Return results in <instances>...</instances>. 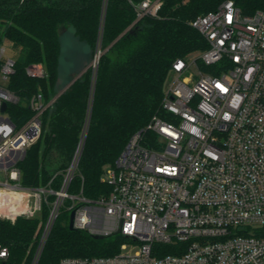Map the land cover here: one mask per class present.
<instances>
[{
    "label": "built area",
    "instance_id": "built-area-1",
    "mask_svg": "<svg viewBox=\"0 0 264 264\" xmlns=\"http://www.w3.org/2000/svg\"><path fill=\"white\" fill-rule=\"evenodd\" d=\"M130 3L135 22L156 17L162 0ZM190 25L207 47L172 62L160 111L104 168L111 189L99 198L67 191L85 131L57 190L21 184L18 162L38 139L40 115L53 99L44 103L34 93L32 115L15 126L1 105L18 101L7 86L16 62L0 39V218L39 216L48 206L30 264L62 209L73 212L74 229L118 233L123 241L112 255L57 264H264V8L243 13L224 0ZM26 72L45 75L41 64ZM8 255L0 242V264Z\"/></svg>",
    "mask_w": 264,
    "mask_h": 264
},
{
    "label": "trees",
    "instance_id": "trees-1",
    "mask_svg": "<svg viewBox=\"0 0 264 264\" xmlns=\"http://www.w3.org/2000/svg\"><path fill=\"white\" fill-rule=\"evenodd\" d=\"M130 1L140 0H0V39L9 43L16 62L7 86L18 97L8 103L6 114L20 126L32 115L28 100L34 93L40 92L44 103L54 98L40 115L38 139L18 162L21 184L57 190L85 131L67 191L87 198L107 195L111 187L102 181L103 170L114 164L130 136L160 111L172 62L207 47L190 21L224 0H162L156 17L135 22ZM233 2L243 13L264 8V0ZM68 25L77 42L91 50L98 45L100 56L95 69H85L58 94L77 72L72 69L59 86L60 29ZM31 64H41L45 75L29 76L26 67ZM47 214L44 203L40 217L0 218V242L9 250L3 264H30ZM68 218L69 211L62 209L37 264H57L62 257L109 256L119 250L120 234L93 238L85 230L69 229Z\"/></svg>",
    "mask_w": 264,
    "mask_h": 264
},
{
    "label": "rangeland",
    "instance_id": "rangeland-1",
    "mask_svg": "<svg viewBox=\"0 0 264 264\" xmlns=\"http://www.w3.org/2000/svg\"><path fill=\"white\" fill-rule=\"evenodd\" d=\"M72 31L73 29L70 25L66 26V28L62 27L60 29V33H62L60 75H59V81H58L60 87L63 85L61 81L63 82L67 81L66 79H68V76L70 75L69 73L71 71L73 70H74L73 72L77 71L72 77L73 79L77 74H79L83 70L87 68L95 69L96 67V63L94 65L93 60H94L95 55L98 54V50H99L98 45H95L92 50L89 49L86 45L76 41V39L72 35ZM4 43H5L7 52L12 55V49L9 43L7 41H5ZM66 85L62 86L60 91ZM130 249H131V246L127 245V248L125 251H129Z\"/></svg>",
    "mask_w": 264,
    "mask_h": 264
},
{
    "label": "water",
    "instance_id": "water-1",
    "mask_svg": "<svg viewBox=\"0 0 264 264\" xmlns=\"http://www.w3.org/2000/svg\"><path fill=\"white\" fill-rule=\"evenodd\" d=\"M99 56H100V52H98V54H97V56L95 55V57H94V60L93 61H96V60H98V58H99ZM84 71V70H83ZM82 71V72H83ZM82 72H80L79 74H77L58 94H60L76 77H78ZM57 94V95H58ZM56 95V96H57ZM55 96V97H56ZM54 99V98H53ZM6 107H7V104H6V102H3L2 103V105H1V110L2 111H5V109H6ZM83 140H84V137H83ZM72 220H73V212L71 211L70 212V214H69V218H68V228L69 229H74V227H73V225H72ZM92 237L93 238H102L103 236L102 235H92Z\"/></svg>",
    "mask_w": 264,
    "mask_h": 264
},
{
    "label": "crops",
    "instance_id": "crops-1",
    "mask_svg": "<svg viewBox=\"0 0 264 264\" xmlns=\"http://www.w3.org/2000/svg\"><path fill=\"white\" fill-rule=\"evenodd\" d=\"M64 28H66V27H64Z\"/></svg>",
    "mask_w": 264,
    "mask_h": 264
},
{
    "label": "bare ground",
    "instance_id": "bare-ground-1",
    "mask_svg": "<svg viewBox=\"0 0 264 264\" xmlns=\"http://www.w3.org/2000/svg\"><path fill=\"white\" fill-rule=\"evenodd\" d=\"M97 56V55H96Z\"/></svg>",
    "mask_w": 264,
    "mask_h": 264
}]
</instances>
